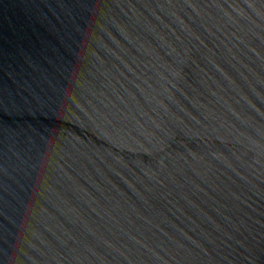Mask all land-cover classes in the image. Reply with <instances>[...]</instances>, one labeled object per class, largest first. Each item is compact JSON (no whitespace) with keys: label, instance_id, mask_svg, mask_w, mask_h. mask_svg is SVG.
<instances>
[{"label":"water","instance_id":"water-1","mask_svg":"<svg viewBox=\"0 0 264 264\" xmlns=\"http://www.w3.org/2000/svg\"><path fill=\"white\" fill-rule=\"evenodd\" d=\"M0 264H264V0H0Z\"/></svg>","mask_w":264,"mask_h":264}]
</instances>
